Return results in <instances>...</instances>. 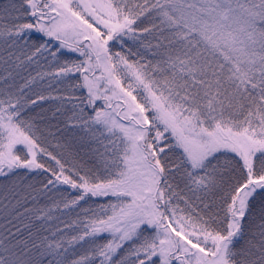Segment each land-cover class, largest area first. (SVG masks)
I'll list each match as a JSON object with an SVG mask.
<instances>
[{"label": "snow or ice", "instance_id": "snow-or-ice-1", "mask_svg": "<svg viewBox=\"0 0 264 264\" xmlns=\"http://www.w3.org/2000/svg\"><path fill=\"white\" fill-rule=\"evenodd\" d=\"M0 264H264V0H0Z\"/></svg>", "mask_w": 264, "mask_h": 264}]
</instances>
